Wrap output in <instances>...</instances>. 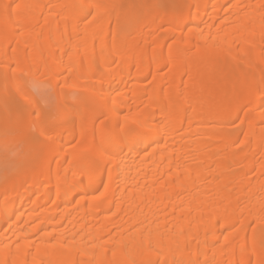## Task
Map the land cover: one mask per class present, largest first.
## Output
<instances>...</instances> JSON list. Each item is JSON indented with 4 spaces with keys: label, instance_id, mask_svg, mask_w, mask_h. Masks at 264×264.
<instances>
[{
    "label": "bare ground",
    "instance_id": "bare-ground-1",
    "mask_svg": "<svg viewBox=\"0 0 264 264\" xmlns=\"http://www.w3.org/2000/svg\"><path fill=\"white\" fill-rule=\"evenodd\" d=\"M0 137V264H264V0H0Z\"/></svg>",
    "mask_w": 264,
    "mask_h": 264
},
{
    "label": "rangeland",
    "instance_id": "rangeland-1",
    "mask_svg": "<svg viewBox=\"0 0 264 264\" xmlns=\"http://www.w3.org/2000/svg\"><path fill=\"white\" fill-rule=\"evenodd\" d=\"M134 1V0H132ZM38 76V75H36ZM35 76V77H36ZM29 80V79H28ZM31 80V79H30ZM29 80V81H30ZM33 80L35 81L36 79H32V83H28L29 86H27V88L25 89V93L31 96V99L33 101L32 98H34L36 100V104H39L41 107H49V108H54L55 105L57 104V95L53 92V90L50 88L49 85L45 84V83H41L39 81L37 82H33ZM24 93V94H25ZM75 95L74 94H70L68 95L69 98L73 97ZM15 95H12V98L14 99ZM25 95V97H27ZM18 98V97H16ZM16 98L13 101H16V103L21 104L22 100L21 99H17ZM28 124L30 125V120L27 119ZM30 132L33 134L34 133V129L32 127H30ZM2 139H7V138H2L0 137V170L4 167H6L7 165H10L11 162L15 161L19 156H20V147L18 148L15 143L13 141H11L12 143H14V145L10 142L7 143H3ZM11 140V139H9ZM13 159V160H12ZM15 159V160H14ZM12 160V161H11ZM6 161V162H5ZM11 161V162H8Z\"/></svg>",
    "mask_w": 264,
    "mask_h": 264
}]
</instances>
